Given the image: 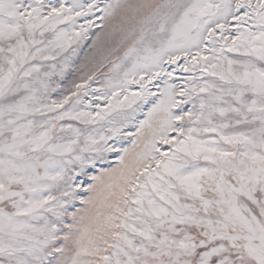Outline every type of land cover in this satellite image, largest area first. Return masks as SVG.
Wrapping results in <instances>:
<instances>
[{"label":"snow or ice","instance_id":"6c2138e0","mask_svg":"<svg viewBox=\"0 0 264 264\" xmlns=\"http://www.w3.org/2000/svg\"><path fill=\"white\" fill-rule=\"evenodd\" d=\"M0 264H264V0H0Z\"/></svg>","mask_w":264,"mask_h":264}]
</instances>
